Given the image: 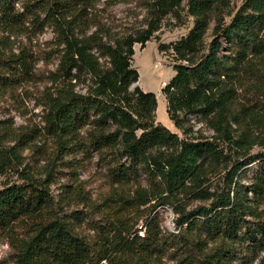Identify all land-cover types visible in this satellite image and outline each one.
I'll return each mask as SVG.
<instances>
[{
  "label": "trees",
  "instance_id": "1",
  "mask_svg": "<svg viewBox=\"0 0 264 264\" xmlns=\"http://www.w3.org/2000/svg\"><path fill=\"white\" fill-rule=\"evenodd\" d=\"M226 1L188 0L195 26L174 44L180 63L161 89L177 128L181 114L198 115L214 132L212 140H190L157 123L155 95L135 85L133 44L143 49L152 30L139 37L107 36L91 11L96 0H0V65L6 70L0 79L8 74L20 85L32 75L30 57L6 47L25 23L51 27L62 46L51 73L52 94L44 102V130L55 138L57 156L67 150L81 158L95 155L111 186L138 183L143 174L154 186L151 194L138 187L132 196L105 198L104 221L86 219L95 237L90 243L76 230L80 217L54 213L46 188L26 175L28 183L4 184L0 235L15 250L11 264H264V161L246 155L264 144V0H243L227 25L214 16L213 39L202 49L208 13L227 8ZM221 38L229 46L222 57ZM84 78L89 83L77 92ZM16 137L27 142L23 134ZM253 163L243 185L241 176ZM216 171L224 172V187L209 191L204 183ZM150 196L155 205H147ZM183 199L203 203L186 208ZM164 204L173 207L178 233L162 231L151 215ZM20 224L29 230L19 237Z\"/></svg>",
  "mask_w": 264,
  "mask_h": 264
},
{
  "label": "rangeland",
  "instance_id": "2",
  "mask_svg": "<svg viewBox=\"0 0 264 264\" xmlns=\"http://www.w3.org/2000/svg\"><path fill=\"white\" fill-rule=\"evenodd\" d=\"M242 1L227 0V8L208 13L202 34V49H207L213 39L214 16L220 17L223 20L222 24L227 25ZM12 2L15 3L16 0ZM166 2L170 5L162 8L164 3L160 4L159 0H96L95 7L91 11H95L98 25L109 37H139L147 30H152V36L143 49L140 48L139 43L133 44L134 54L131 65L138 73V81L135 85L142 91L155 95L157 123L175 133L180 139L212 140L214 132L201 116L181 114L177 128L167 115V101L161 89L174 76V65L180 63L176 60L172 48L194 28L195 18L188 13V0H166ZM15 8H19L18 3L15 4ZM92 30L93 28L89 32ZM55 34L49 26L39 30L27 22L23 29L9 36L6 47L14 54L23 51L30 57L32 75L20 85L12 82L8 74L0 79V163L3 166L0 165V189L7 183H24L22 177L26 175L29 183L39 184L47 189L55 214L63 217L67 215L69 218L71 216L72 219L78 216L79 220H83L76 226V230L92 243L95 237L88 230L86 219L91 217L94 220L104 221L107 208L102 206V203L105 198L114 195L126 198L132 196L138 187L151 194L153 185L150 178L143 174L138 178V183H129L122 187L111 186L95 155L92 158H81L70 154L67 150L57 156L55 138L44 130L46 116L44 102L52 94L51 73L57 67L62 48ZM220 42L222 48L219 56L222 57L228 54L229 46L224 38H221ZM5 73L6 70L4 71L0 65V75ZM84 79L85 84L76 85L77 92L85 91L89 81L87 78ZM5 84L11 87L2 89ZM254 133L260 134V131ZM21 134L27 138V142L23 140L17 142V137L14 138ZM246 155L256 157V162L260 159L264 161V144L260 142L248 148ZM255 168L253 163L244 171L241 176L243 185H247L245 179L251 177ZM223 176V171L210 174L204 187L209 188V191H219L225 184ZM150 197L151 200L147 205H155L156 199L152 198L154 196ZM181 202H188L186 208L203 203L195 199L189 201L183 199ZM170 210L173 212V207L164 204L157 206L151 212L152 216L157 217L164 232H168L169 217H173ZM260 210L263 211L264 219V205ZM173 218L176 219V214ZM141 223L142 220H139L137 226H141ZM28 230L27 224H20L15 228V234L20 237ZM14 253L9 238L0 235V262L11 264ZM242 264H250V262L248 260ZM251 264H257V261Z\"/></svg>",
  "mask_w": 264,
  "mask_h": 264
},
{
  "label": "built area",
  "instance_id": "3",
  "mask_svg": "<svg viewBox=\"0 0 264 264\" xmlns=\"http://www.w3.org/2000/svg\"><path fill=\"white\" fill-rule=\"evenodd\" d=\"M170 214L173 215L174 217V213L171 212V210H170ZM173 217L172 216L169 217L168 232L175 234V233H178L179 227L175 224V219Z\"/></svg>",
  "mask_w": 264,
  "mask_h": 264
}]
</instances>
